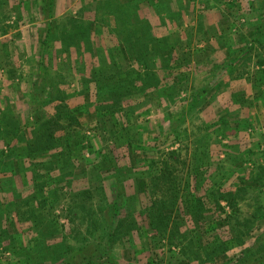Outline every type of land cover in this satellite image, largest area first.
Segmentation results:
<instances>
[{
	"label": "rangeland",
	"instance_id": "obj_1",
	"mask_svg": "<svg viewBox=\"0 0 264 264\" xmlns=\"http://www.w3.org/2000/svg\"><path fill=\"white\" fill-rule=\"evenodd\" d=\"M196 182L247 224L201 223L206 256ZM172 192L170 245L150 206ZM263 244L264 0H0V264H259Z\"/></svg>",
	"mask_w": 264,
	"mask_h": 264
},
{
	"label": "trees",
	"instance_id": "obj_2",
	"mask_svg": "<svg viewBox=\"0 0 264 264\" xmlns=\"http://www.w3.org/2000/svg\"><path fill=\"white\" fill-rule=\"evenodd\" d=\"M47 6H48V14L52 15V10L54 6V0H47ZM51 28H49L47 32V36L44 40L48 41L50 39ZM110 72V71H109ZM109 72L107 75H109ZM114 75V70H111ZM116 73V72H115ZM77 121V119H75ZM115 170L123 172V168H120V166L116 169V167H113ZM110 171V170H109ZM194 175L198 177L201 175L200 170H195ZM199 181V180H198ZM189 186V183H188ZM195 190L197 192L196 195H192V197H188V194L195 192H187V197L185 198L184 203V209H186L187 212L193 213L195 215L194 220L197 222V225H199V230L201 227V223L205 225L208 228H216L220 225V227L226 228L228 230V235H232L233 239L236 240L237 237L241 236V233H246V229H242V227H246L247 224L244 223V221L239 217V206L237 204V198L236 192L228 191L226 195L221 196H215L212 194H206L205 192L201 195L200 191L203 190V186H201L200 182H196ZM207 191V190H206ZM87 194L89 191L86 192ZM170 198L168 200H164L163 198L160 200H156L152 202L150 206V228L155 230V235H161L162 237H167L168 242L170 245L177 244L175 239L178 237L177 234H175L176 229L179 227L178 224H180L181 219L178 217L176 220H173V226H171L170 222L172 221V213L173 208L178 206L177 202V192L170 193ZM205 196H208L206 199ZM221 199H225L227 202V205L231 208V212H228L226 210V207L222 205ZM208 211L210 214H205V212ZM223 213H225L223 215ZM212 216V217H211ZM170 227V228H169ZM170 229V230H169ZM242 229V232H241ZM166 233L168 234L167 236ZM205 235L207 236V233L204 232V230L199 231L197 233V238L195 241L198 243V247L195 250L194 253L198 252L203 256H206V250H208V253L215 252V248H211L210 243H206ZM227 243V242H226ZM205 245V246H204ZM221 245H219L220 247ZM264 246V244H263ZM210 247V248H209ZM248 252V251H247ZM250 254H255V251H252ZM259 260V264H264V251L257 253ZM248 258V256H246ZM155 259L151 258L149 259V263H154ZM254 261V260H253ZM252 261V262H253ZM256 261V260H255ZM254 261V262H255ZM253 262V263H254ZM86 264H92V262H88ZM226 264H241V263H234V262H227Z\"/></svg>",
	"mask_w": 264,
	"mask_h": 264
}]
</instances>
